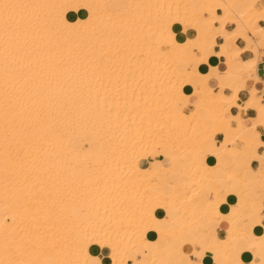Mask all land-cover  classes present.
I'll use <instances>...</instances> for the list:
<instances>
[{"label": "bare ground", "instance_id": "obj_1", "mask_svg": "<svg viewBox=\"0 0 264 264\" xmlns=\"http://www.w3.org/2000/svg\"><path fill=\"white\" fill-rule=\"evenodd\" d=\"M260 21L264 0H0V264H155L160 241L168 264L173 240L194 252L202 238L203 260L254 264L264 224L246 230L234 212L254 215L247 192L264 167L244 177L237 157L264 140L229 110L254 106L264 126L257 90L236 97L259 80ZM237 39L254 54L239 73ZM211 55L225 59L229 96L199 69ZM220 221L225 238L195 234Z\"/></svg>", "mask_w": 264, "mask_h": 264}, {"label": "crops", "instance_id": "obj_2", "mask_svg": "<svg viewBox=\"0 0 264 264\" xmlns=\"http://www.w3.org/2000/svg\"><path fill=\"white\" fill-rule=\"evenodd\" d=\"M258 25L260 27L264 28V21H260L258 23ZM234 27L235 26H233V25H228L227 30H229V31L233 30ZM216 42L218 44L223 43L222 39H219V38L216 40ZM235 44L239 49L242 50L240 56L233 61V70L235 72L239 73L241 71V63L253 61L254 60V54L249 49H245L246 42L243 41L242 39H237L235 41ZM257 52L259 54L257 57L258 59H256V63H258V64H256V71H257V74H258L260 81L256 80V79H247L246 82L244 83V87L238 88V92L236 93V97L238 98V100L241 103H245V102L249 101V98H250L249 91L252 88L257 90L256 99L259 102V104H261V102H264V99L261 98V95H264V83H262V82H264V47H259ZM196 54H197V56H199L198 53H196ZM224 63H225V59L223 57H217L216 55H211L209 60H208V65L207 66L201 65L199 67V69L202 72V74H208L212 78H214L211 81L212 89L214 92H218L219 88L221 86V87H224L223 93L229 96V95H231L230 89H228L229 81L226 78L220 76V74H223L226 71V63L225 64ZM189 66H190V68L197 67V65L194 61H190ZM181 68L184 69V68H186V66L181 65ZM220 78H221V80H220ZM189 103H190V105L184 110L185 113H189L193 109V107L198 104V100L195 97H190ZM229 115L232 117L239 116L243 120V124L246 127L253 129V133L256 137L264 140V126L259 125V124L254 125V121H256V119H257V113H256L254 106H251L246 111H240L236 107H231L229 110ZM231 124H232V130H234L233 128L236 125V122L233 121ZM228 135L230 137H232L233 132L228 133ZM213 140L217 143L223 142L224 141V134L221 132H216ZM236 144L238 146H240L239 143H236ZM208 145L211 147L213 146L212 143H208ZM232 155H236V151H233ZM237 159H238V164L240 166L241 172H242L244 177H247V178L256 177V171H258V170L262 169V167H264V166H262V161H264V147L260 146V147L256 148L254 154L253 153L252 154H240V155H238ZM155 165H156V163H155ZM144 166H147V165H144ZM182 168L183 169L187 168V163H183ZM157 181H159L160 183H166V182L171 183L173 181V177L171 175H167V176L159 175L157 177ZM228 186L231 187L233 189V191L237 190V188H235L236 187L235 185L229 184ZM247 199L253 201L252 210L254 211V215H250V214L248 215V211L245 210L244 208H242L241 211H239V212H234V215L236 217L235 223L237 225H242V226L244 225V228L246 230H249V229L255 228L260 222L262 224H264V184H261L260 186H256L253 189L249 190L247 192ZM226 201H227V204H230V205L236 206L239 204V199L234 194L229 195L226 198ZM243 201H245V200H243ZM239 216H242L244 218L243 219H242V217L239 218ZM255 216H257V217H255ZM260 217H262V218H260ZM7 221H9V220H7ZM225 222L226 221H220V222H218V224L217 223L215 224V222L210 223V224H204L203 223L204 225L202 224L195 231V234L197 236L201 237L203 235L204 230L206 231L207 227H211L214 230V232L213 233L210 232V234L215 235L217 239L221 240V239H223V237L225 238L226 231L228 229V223L227 222L225 223ZM224 233H225V235H224ZM159 243H161L162 245L164 244L163 245L164 247L163 246L161 247V245L158 246L159 249L156 252L157 261L155 262V264H158L159 262H160V264H165L163 261L164 256H165V252L163 251V249L166 247V243L163 241L162 242L160 241ZM200 243H198L194 246V249H195L194 252H189L190 251L189 247H183L177 240H173V242L171 243V248H172L171 260L168 262V264H174V259L177 257H182L181 259H182V261H184V263H186L187 261H192L195 264H200V263H202V264H218L216 262V260L219 257L218 251L206 250L204 252L205 258L203 260L202 255H201L202 254L201 250H203L207 247L208 240L205 238H202ZM181 249H183V250H181ZM148 251H149V249H144L145 253H147ZM180 251H182V252L188 251V255L181 256L184 253H182ZM250 251L252 253L256 254L254 257V264H264V249H260L258 243L254 242V241L251 242L250 243ZM174 253H175V255H174ZM176 253H177V255H176ZM99 257H102V255H100ZM228 259L232 264H236L240 259V255L236 252L230 253L228 256Z\"/></svg>", "mask_w": 264, "mask_h": 264}, {"label": "rangeland", "instance_id": "obj_3", "mask_svg": "<svg viewBox=\"0 0 264 264\" xmlns=\"http://www.w3.org/2000/svg\"><path fill=\"white\" fill-rule=\"evenodd\" d=\"M219 13H220V12H219ZM255 16H256V15H255ZM187 68H188V67H187ZM211 81H212V80L209 81V84H211ZM262 99H264V98H262ZM190 112H191V111H190ZM190 112H189V113H190ZM207 126H208V127L206 128V130H215V129H216V127H211V124H208ZM210 128H211V129H210ZM236 143L241 144L239 141H237ZM185 169H186V168H185ZM246 198H247V197H246ZM247 200H248V199H247ZM249 201H250V200H249ZM8 219H10V218H8ZM10 221H11V220H9V222H10ZM86 250H88V248H87ZM85 252H87V251H85ZM87 254H88V253H87ZM14 259H15V258H14ZM11 261H13V259H12ZM11 261H10V262H11ZM16 261H17V262H16ZM88 261H89V258H88ZM13 263H14V264H17V263L21 264L20 261H18V260H16V259H15V262L13 261ZM86 263H87V262H86ZM11 264H12V263H11ZM87 264H88V263H87ZM158 264H160V262H159Z\"/></svg>", "mask_w": 264, "mask_h": 264}]
</instances>
